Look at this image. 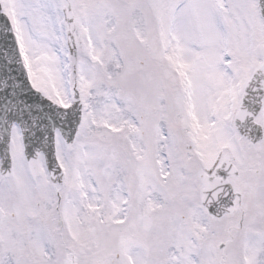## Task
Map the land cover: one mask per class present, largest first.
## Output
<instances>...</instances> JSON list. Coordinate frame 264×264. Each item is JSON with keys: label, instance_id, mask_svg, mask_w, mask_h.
<instances>
[{"label": "snow or ice", "instance_id": "6c2138e0", "mask_svg": "<svg viewBox=\"0 0 264 264\" xmlns=\"http://www.w3.org/2000/svg\"><path fill=\"white\" fill-rule=\"evenodd\" d=\"M0 264H264V0H0Z\"/></svg>", "mask_w": 264, "mask_h": 264}]
</instances>
